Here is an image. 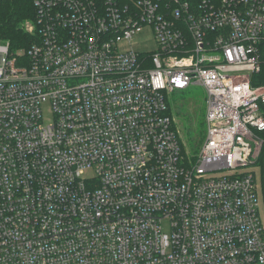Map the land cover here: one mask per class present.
Here are the masks:
<instances>
[{
  "label": "built area",
  "instance_id": "2783aa9c",
  "mask_svg": "<svg viewBox=\"0 0 264 264\" xmlns=\"http://www.w3.org/2000/svg\"><path fill=\"white\" fill-rule=\"evenodd\" d=\"M34 5L39 42L0 43V264H264V0ZM192 86L196 157L167 98Z\"/></svg>",
  "mask_w": 264,
  "mask_h": 264
},
{
  "label": "rangeland",
  "instance_id": "374dc122",
  "mask_svg": "<svg viewBox=\"0 0 264 264\" xmlns=\"http://www.w3.org/2000/svg\"><path fill=\"white\" fill-rule=\"evenodd\" d=\"M25 24H29V22H26ZM132 46L152 51L154 49V45L152 42L151 31L149 29H145L140 36L133 40ZM167 98L171 106V112L174 117L175 125L184 144V150L190 157H196L200 151L206 131V91L203 87L192 86L187 90L176 91L173 94H168ZM48 117L49 115L45 114L44 119H48ZM261 168V164L252 168L256 173L258 189L262 173ZM260 218L264 227L263 208L260 210ZM164 230H167L166 226H164Z\"/></svg>",
  "mask_w": 264,
  "mask_h": 264
},
{
  "label": "trees",
  "instance_id": "16d2710c",
  "mask_svg": "<svg viewBox=\"0 0 264 264\" xmlns=\"http://www.w3.org/2000/svg\"><path fill=\"white\" fill-rule=\"evenodd\" d=\"M34 1L0 0V43H8L12 54L25 53L39 42L38 15ZM26 22L33 26L32 32L26 29ZM260 78H263V81L252 77V85L264 84V69ZM169 113L172 115L170 103Z\"/></svg>",
  "mask_w": 264,
  "mask_h": 264
}]
</instances>
